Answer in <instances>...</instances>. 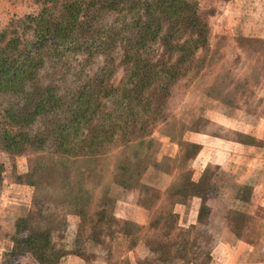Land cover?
<instances>
[{"label": "rangeland", "instance_id": "1", "mask_svg": "<svg viewBox=\"0 0 264 264\" xmlns=\"http://www.w3.org/2000/svg\"><path fill=\"white\" fill-rule=\"evenodd\" d=\"M198 3L208 45L173 85L135 164V149L121 143L97 157L0 150V264H40L30 252L11 255L36 230L49 232L57 256L46 264H264V202L243 184L250 161L241 146H264V0ZM39 10L33 0H0L4 42ZM201 176L215 190L199 222L200 199L172 205L167 192ZM184 238L182 254L153 250Z\"/></svg>", "mask_w": 264, "mask_h": 264}, {"label": "trees", "instance_id": "2", "mask_svg": "<svg viewBox=\"0 0 264 264\" xmlns=\"http://www.w3.org/2000/svg\"><path fill=\"white\" fill-rule=\"evenodd\" d=\"M33 2L40 10L24 18L21 33L5 42L0 34V150L97 157L121 143L135 149L130 160L135 164L143 140L165 116L173 85L208 45L210 30L198 0ZM190 147L195 154L200 149ZM177 184L167 198L172 205L200 199V222L215 190L212 178ZM166 218L173 223L175 216ZM49 236L38 230L20 236L11 255L30 252L46 264L57 258ZM186 240L172 246L158 242L153 250L182 254Z\"/></svg>", "mask_w": 264, "mask_h": 264}, {"label": "crops", "instance_id": "3", "mask_svg": "<svg viewBox=\"0 0 264 264\" xmlns=\"http://www.w3.org/2000/svg\"><path fill=\"white\" fill-rule=\"evenodd\" d=\"M244 161L249 162L248 168L245 169L243 182L245 186L251 187L256 196L251 193V199L254 200V197H257V203L261 204L264 202V146L255 147L254 145L243 144ZM263 150V151H262ZM243 157V156H242ZM246 166V163H245ZM247 167V166H246ZM254 196V197H252ZM245 201L247 204L250 202ZM198 214L196 213V217Z\"/></svg>", "mask_w": 264, "mask_h": 264}]
</instances>
